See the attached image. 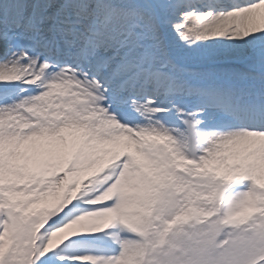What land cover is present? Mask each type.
I'll return each mask as SVG.
<instances>
[{
	"label": "snow or ice",
	"instance_id": "1",
	"mask_svg": "<svg viewBox=\"0 0 264 264\" xmlns=\"http://www.w3.org/2000/svg\"><path fill=\"white\" fill-rule=\"evenodd\" d=\"M0 264H264V0H0Z\"/></svg>",
	"mask_w": 264,
	"mask_h": 264
}]
</instances>
